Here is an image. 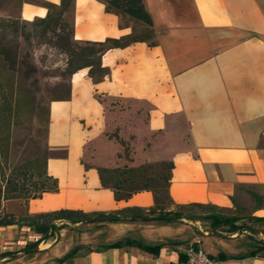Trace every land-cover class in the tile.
Segmentation results:
<instances>
[{"label": "crops", "instance_id": "obj_1", "mask_svg": "<svg viewBox=\"0 0 264 264\" xmlns=\"http://www.w3.org/2000/svg\"><path fill=\"white\" fill-rule=\"evenodd\" d=\"M143 3L154 23V45L107 50L100 62L109 74L102 82H92L81 69L68 78L65 98L48 104L46 168L59 190L26 204L4 203L16 222L0 226V264H175L189 246L203 248L215 264H264V251H256L264 245V221L249 222L250 231H211L207 222L186 219L169 225L55 221L56 230L46 238L19 221L57 210L153 208L149 192L117 201L102 187L97 167H118L110 159L123 154L114 135L125 143L129 138L134 147L129 166L174 164L169 193L175 205H214L239 218L251 209L250 218H264V0ZM25 9L33 18L47 13L24 4L22 17ZM71 11L77 42L131 33L103 1L74 0ZM94 94L146 109L130 123L131 116L117 117ZM127 239L158 249L114 246ZM73 250L77 254L65 259Z\"/></svg>", "mask_w": 264, "mask_h": 264}, {"label": "trees", "instance_id": "obj_2", "mask_svg": "<svg viewBox=\"0 0 264 264\" xmlns=\"http://www.w3.org/2000/svg\"><path fill=\"white\" fill-rule=\"evenodd\" d=\"M100 1H103L108 13L119 18L122 28L131 27L129 35L121 36L119 39L107 38L104 42H77L73 38L74 27L69 25L64 18L72 9L74 0H61L59 7L55 8L58 9L56 14L48 11V16L45 19H38L33 23L36 24V27H40L39 37L41 40L68 57L66 73L69 76L79 69H87V75L94 83L102 82L109 74V69L103 68L100 62L107 50L121 49L135 44V42H149L150 46L154 45V42L149 41L154 23H152L151 15L145 9L143 0ZM19 25V20L0 18V226H10L16 222L14 215L5 213L3 208L5 202L17 200L26 204L29 200L40 199L45 193L55 194L59 190L57 179L48 175L47 154L33 158L17 157L12 147L13 126L23 114L22 111L26 104V99L21 94L23 86V81L20 79L21 66L25 62L27 67L32 68L29 63L30 57L22 56L19 53V39L24 38L28 41V37L24 35ZM135 25L144 28L146 38L137 35ZM8 37H11L12 40L8 41ZM94 96L101 105L105 106L106 110L116 107L109 104L106 108V100L112 98H105L99 94H94ZM46 112L48 114L46 121L48 131V108ZM114 138L122 147L123 154L118 157H125V161H130L131 153L128 145L117 135H114ZM85 167L90 168L88 164ZM173 168L174 164L170 161L139 164V166H129L128 163H125L118 167H97L102 187L112 191L117 201H126L142 191L151 193L154 205L148 211L126 209L106 214L57 210L51 213H41V215H27L19 221H23L26 226L33 227L43 238L56 230L53 225L55 221L69 224L117 223L131 219L169 225V223L186 219L207 222L211 231L226 227L229 231L241 229L242 226L234 225L240 218L227 209L198 203L175 205L169 193ZM257 220L264 221V218H257ZM66 226L63 223L61 228ZM127 245H133L141 251L148 252H156L158 249V246L147 247L128 239L116 243L114 246L124 247ZM256 251H264V245ZM76 254V251L73 250L65 259Z\"/></svg>", "mask_w": 264, "mask_h": 264}, {"label": "rangeland", "instance_id": "obj_3", "mask_svg": "<svg viewBox=\"0 0 264 264\" xmlns=\"http://www.w3.org/2000/svg\"><path fill=\"white\" fill-rule=\"evenodd\" d=\"M24 4L42 7L47 13L44 17L35 16L33 18L32 13L25 9L23 12L24 17H22L20 11ZM57 7L59 6L44 0H0V18L19 20V27L23 30L24 35L28 37V41L24 40V38L19 39V53L22 56L28 55L30 57L29 63L32 67H27L25 62L21 66L22 71L20 72V79L23 81L21 94L26 99V104L22 111L23 114L13 126L12 147L17 157L33 158L44 154H47L48 157L51 156L46 140L47 106L51 100L65 98L68 89L67 80L71 75L69 76L66 73V62L68 57L50 44L47 45L45 41L41 40L39 37L41 32L40 27H36V24L33 23L35 20L45 19L48 16V11L56 14L58 9L56 10L55 8ZM71 10L64 18L69 25L74 27L72 24L73 11ZM135 28L138 36L146 38L145 30L142 26L135 25ZM7 40L11 41L12 38L8 37ZM149 41H152V37ZM109 104L116 106L112 111H114L117 117L123 115L131 116L129 120L130 123L134 122L132 117L136 116L135 113L139 109H146L141 105L138 106L127 101L121 102L113 99L106 100V108H108ZM116 123L119 124V122ZM117 127L119 126L117 125ZM127 139L126 144L128 148L132 150L134 147L131 146L129 138ZM88 150L89 148H87L85 152L87 161L90 155ZM131 152L132 151H130V153ZM130 157L134 160L132 155H130ZM110 162L117 165H124L126 163L125 157L115 158L113 156ZM249 214H251V209H247L246 217L240 218L239 220L241 221V229L247 231H250L248 227L249 222L258 221L257 218H250Z\"/></svg>", "mask_w": 264, "mask_h": 264}, {"label": "built area", "instance_id": "obj_4", "mask_svg": "<svg viewBox=\"0 0 264 264\" xmlns=\"http://www.w3.org/2000/svg\"><path fill=\"white\" fill-rule=\"evenodd\" d=\"M34 240L38 242L37 239ZM175 264H215V262L208 256L203 248L189 246L186 248L183 259Z\"/></svg>", "mask_w": 264, "mask_h": 264}]
</instances>
